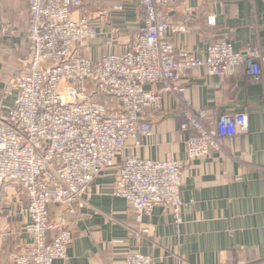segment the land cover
<instances>
[{
	"label": "built area",
	"instance_id": "1",
	"mask_svg": "<svg viewBox=\"0 0 264 264\" xmlns=\"http://www.w3.org/2000/svg\"><path fill=\"white\" fill-rule=\"evenodd\" d=\"M26 1L28 67L0 89L2 99H11L0 114V191L4 184H14L26 198L28 223L23 230L30 242L14 264H52L66 258L73 236L63 220L59 226L49 222L48 206L75 214L90 195L92 182L127 143L140 147L142 138L151 136L152 125L143 114L159 108L161 93L181 98L180 81L199 69L207 76L229 78L241 66L249 82H258L263 54L251 44L235 51L228 41L197 55L180 50L168 41L171 32H185L169 21L176 0H139L142 25L130 50L91 60L77 54L78 47L98 34L89 16L73 18L83 0ZM112 11L122 13L123 7L115 4ZM15 33L9 26L0 29V36ZM157 84L163 85L161 92L147 89ZM180 118L188 133L183 162L125 156L118 164L113 194L125 201L138 224L156 206L179 223L183 169L220 151L226 139L248 133L245 114L208 113L184 104ZM124 262L153 264L138 251L127 252Z\"/></svg>",
	"mask_w": 264,
	"mask_h": 264
},
{
	"label": "crops",
	"instance_id": "2",
	"mask_svg": "<svg viewBox=\"0 0 264 264\" xmlns=\"http://www.w3.org/2000/svg\"><path fill=\"white\" fill-rule=\"evenodd\" d=\"M89 2L94 9L99 3L96 11L106 7L110 19L120 22L92 17L98 34L78 47L77 54L98 60L130 50L142 25L139 0ZM115 4L122 5V13L112 11ZM82 15L77 10L73 18ZM29 20L26 0H0V29L9 26L16 32L0 36V89L10 75L28 67ZM169 21L185 32H171L168 41L196 55L221 41L230 42L235 51L248 44L259 48L263 54L259 80L249 82L241 66L229 78L207 76L199 69L180 81L181 98L161 93L159 108L143 114L152 125L151 136L142 138L140 147L127 143L122 155L92 182L82 207L70 215L62 206H48L49 222L59 226L63 220L73 236L66 258L52 264H125L129 251L150 256L153 264H264V0H176ZM147 89L161 92L163 85ZM10 103L11 99L0 97V114L2 105ZM184 104L208 113L219 109L245 114L248 133L226 139L220 151L183 169L179 223L164 207L156 206L138 224L125 201L113 194L118 164L125 156L183 162L188 137L180 124ZM5 187L7 198L0 202V264H14L30 242L23 230L28 223L26 198L14 184ZM54 233L48 232V242Z\"/></svg>",
	"mask_w": 264,
	"mask_h": 264
},
{
	"label": "rangeland",
	"instance_id": "3",
	"mask_svg": "<svg viewBox=\"0 0 264 264\" xmlns=\"http://www.w3.org/2000/svg\"><path fill=\"white\" fill-rule=\"evenodd\" d=\"M92 3H90L89 2V0H83V3H82V6H81V8L79 9V14L81 13V12H83V15L82 16H89L90 18H92V17H94V18H97L98 20H100V18L101 19H103V21H109V22H113V23H116V22H120L119 20H117V19H110L111 17H110V15H109V13L106 11L107 9H106V7H102L100 10H98V11H96L98 8H99V3L97 4V8L95 7V9H94V6H92V7H90V5H91ZM95 5V4H94ZM90 7V8H89ZM113 8V7H112ZM111 8V9H112ZM93 9H94V12H93ZM92 11V12H91ZM98 12H99V14H101L100 16H97V17H95V14H98ZM82 16H80V17H82ZM140 17H141V15H140ZM141 21H142V18H141ZM14 76V74L13 75H10L8 78H7V80H10L12 77ZM6 80V81H7ZM100 102V101H99ZM102 102H106V100H103ZM6 189V187L5 188H2L1 189V191H0V202L1 201H5V199L7 198V194L4 192V190ZM16 189V188H15ZM3 205V203L0 205V207ZM3 207V206H2Z\"/></svg>",
	"mask_w": 264,
	"mask_h": 264
}]
</instances>
